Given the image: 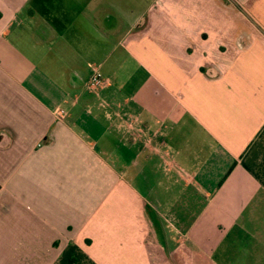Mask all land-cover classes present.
Segmentation results:
<instances>
[{
  "label": "crops",
  "instance_id": "crops-1",
  "mask_svg": "<svg viewBox=\"0 0 264 264\" xmlns=\"http://www.w3.org/2000/svg\"><path fill=\"white\" fill-rule=\"evenodd\" d=\"M246 263L264 0H0V264Z\"/></svg>",
  "mask_w": 264,
  "mask_h": 264
},
{
  "label": "built area",
  "instance_id": "built-area-1",
  "mask_svg": "<svg viewBox=\"0 0 264 264\" xmlns=\"http://www.w3.org/2000/svg\"><path fill=\"white\" fill-rule=\"evenodd\" d=\"M104 84V78L102 74L95 70L92 75L89 77V79L86 82V87L89 90H97L99 87H101ZM62 110L59 111L61 113Z\"/></svg>",
  "mask_w": 264,
  "mask_h": 264
},
{
  "label": "rangeland",
  "instance_id": "rangeland-1",
  "mask_svg": "<svg viewBox=\"0 0 264 264\" xmlns=\"http://www.w3.org/2000/svg\"><path fill=\"white\" fill-rule=\"evenodd\" d=\"M262 257V251H260V258ZM245 260H248V259H245ZM252 260H254V259H252ZM247 264V263H246ZM249 264H251V263H249ZM253 264V263H252ZM264 264V263H263Z\"/></svg>",
  "mask_w": 264,
  "mask_h": 264
}]
</instances>
